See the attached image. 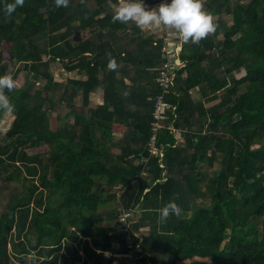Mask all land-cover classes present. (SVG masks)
I'll list each match as a JSON object with an SVG mask.
<instances>
[{"label":"trees","instance_id":"16d2710c","mask_svg":"<svg viewBox=\"0 0 264 264\" xmlns=\"http://www.w3.org/2000/svg\"><path fill=\"white\" fill-rule=\"evenodd\" d=\"M120 2L25 0L8 14L0 0V74L16 80L5 89L14 117L0 135V175L23 188L0 213V264H114L115 252L127 247L122 208H135L141 264L147 254L154 264H264V0H203L215 31L199 42L177 36L184 65L166 95L176 105L171 123L157 132L161 161L149 141L164 37L147 35L134 20L113 21ZM122 53L137 74H149L154 91L150 113L133 130L138 146L111 143L117 109L133 103L138 85L126 98L111 82L104 95L113 108L84 110L101 87L99 69H114L109 62L118 66ZM15 63L45 85L35 87L32 77L19 85ZM196 87L202 100L195 103ZM62 104L70 110L54 129L51 114ZM38 145L47 149L27 152ZM217 160L223 166L211 177L201 165ZM171 199L182 212L161 219Z\"/></svg>","mask_w":264,"mask_h":264},{"label":"clouds","instance_id":"9594fccd","mask_svg":"<svg viewBox=\"0 0 264 264\" xmlns=\"http://www.w3.org/2000/svg\"><path fill=\"white\" fill-rule=\"evenodd\" d=\"M25 0H7L6 12L13 13ZM69 0H56V4L67 6ZM113 21L126 22L134 20L138 26L170 25L176 28L182 39L187 42H199L209 32L215 31L216 23L213 15L204 7L203 0H159L156 5L149 6L146 0H121L115 8ZM109 67H117L115 59L110 60ZM16 87L12 73L0 74V109L11 112L14 104L5 93V89ZM182 208L175 199L169 200L161 210V219L174 213L179 216Z\"/></svg>","mask_w":264,"mask_h":264},{"label":"crops","instance_id":"0c3cea01","mask_svg":"<svg viewBox=\"0 0 264 264\" xmlns=\"http://www.w3.org/2000/svg\"><path fill=\"white\" fill-rule=\"evenodd\" d=\"M151 1L149 4L150 6L157 4V1L149 0ZM146 0V2H149ZM170 25H163L162 29H160L161 33H157L153 30V28H150V26H142L143 28L147 29V35L153 34L156 37H164V45L169 42L178 43L182 47V43L179 39H177V36L182 34L178 30H172L169 27ZM167 29V30H166ZM177 46V45H176ZM177 52V49L175 50ZM175 51L172 54H175ZM120 56V55H119ZM122 57L119 60V65L109 70L108 68L106 70L99 69L98 72V78L101 83L100 89L97 91V93H92L90 97V106L86 107L84 110H86V115L90 114V107H95L101 104H108L109 109L113 108V104L110 99L106 101V96L104 95V89L105 88H111L110 83H116L117 90H118V97L119 96H125L130 97L129 90L130 86L132 85H138L136 90L132 93L133 97V103L127 102L129 106L126 105L125 109L123 111L128 112L125 113L122 111V107L120 106L117 109V125H118V131L114 134V139L111 143L114 144H133L135 146H138L140 143V138L134 133V129L136 128L137 121H139L140 118L145 116V114L150 113L151 105L150 102L153 101L154 98V91L152 87H147L148 85L145 82V79H150L151 77L146 72L141 71L137 74V65L133 64L132 61H129V56L127 54L122 53ZM71 76L75 75V72L70 73ZM78 77V76H77ZM84 78H87V75H84ZM199 87H196L192 89V96L191 99L196 103L202 100V96L200 92L198 91ZM76 105L82 104V98L81 96L76 97L75 99ZM70 108L67 110L69 111ZM65 113V112H64ZM130 113V114H129ZM64 116V114H63ZM68 120L73 121V114L68 117ZM123 122V123H122ZM99 135L101 134L100 130L97 131Z\"/></svg>","mask_w":264,"mask_h":264},{"label":"built area","instance_id":"2783aa9c","mask_svg":"<svg viewBox=\"0 0 264 264\" xmlns=\"http://www.w3.org/2000/svg\"><path fill=\"white\" fill-rule=\"evenodd\" d=\"M177 45V46H176ZM177 49V52L175 51ZM181 45L178 43L169 42L164 45L162 51L166 57L165 62H163V68L157 78L159 85L162 87V91L156 94L154 109H153V121H152V131L153 134L149 141V149L153 154L160 156V161L164 157V150L158 147L157 132L159 129L165 127L170 122V112H175L176 105L166 98V95L171 92L173 86L175 85L176 72L180 66L184 63L180 58ZM175 51V54H172ZM172 132H176L178 136L180 131L176 130L173 124L169 125ZM135 213V208L125 209L122 208L119 214V222L121 230L125 234V239L127 247L124 250L115 252L114 254V264H141L143 262V257L146 255L142 246V235L136 232L132 228V221ZM147 264H154L150 260V254H147ZM144 264V263H143Z\"/></svg>","mask_w":264,"mask_h":264},{"label":"rangeland","instance_id":"374dc122","mask_svg":"<svg viewBox=\"0 0 264 264\" xmlns=\"http://www.w3.org/2000/svg\"><path fill=\"white\" fill-rule=\"evenodd\" d=\"M157 1V4L159 3V0H154ZM248 0H241V2H247ZM149 2H146L148 5L151 4ZM156 5V4H154ZM150 6V5H149ZM223 16V19L227 23L232 22V15L230 13H226ZM164 24H161L159 26L151 25L150 28H153L155 32L161 33L160 29H162ZM149 27V26H148ZM170 29L172 30H177L173 26H169ZM167 30V29H166ZM210 33V32H209ZM222 34H218L217 39H221ZM11 67L14 70V74L17 75V79L19 82V85L23 83V80L25 77H32V81L34 82V86H43L45 85L46 81L45 80H35V78L32 76V74L26 72L21 63H15L11 65ZM237 74L239 75L240 73L237 71ZM65 76V75H64ZM63 76V77H64ZM69 109V105L67 104H62V105H57L55 109L52 111L51 114V125L55 129L56 126L61 125L63 123V114ZM14 115L12 112L6 111L3 116L0 117V135H2L7 128L9 127ZM27 152L32 154V153H37V152H44L47 149L46 145H38V146H33V147H27ZM115 149V150H114ZM113 150L115 152H118V148H114ZM223 166V163L221 161H216L213 165L211 166H203L201 165L202 169L206 170V173L209 174L211 177L216 174ZM204 179V178H203ZM202 179V181H204ZM202 181L200 182L202 184ZM23 190L22 185L19 182H7L4 180L3 173L0 175V213L3 210H9L10 205L13 201V199L17 196H19L20 192ZM71 264H84L82 261L78 259H72L70 262Z\"/></svg>","mask_w":264,"mask_h":264}]
</instances>
